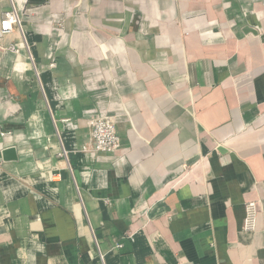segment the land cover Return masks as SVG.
Masks as SVG:
<instances>
[{"label":"crops","instance_id":"crops-1","mask_svg":"<svg viewBox=\"0 0 264 264\" xmlns=\"http://www.w3.org/2000/svg\"><path fill=\"white\" fill-rule=\"evenodd\" d=\"M12 9L0 264H264V0H1L0 19ZM93 116L117 151H80Z\"/></svg>","mask_w":264,"mask_h":264},{"label":"built area","instance_id":"built-area-1","mask_svg":"<svg viewBox=\"0 0 264 264\" xmlns=\"http://www.w3.org/2000/svg\"><path fill=\"white\" fill-rule=\"evenodd\" d=\"M22 30L21 19L18 12L12 9L2 15L0 19V34L1 36L8 35L13 30ZM90 130V139L87 144L81 147L80 151L91 154H108L115 152L120 147V140L116 132V126L112 119L108 117L93 116L88 121ZM59 156L66 159L67 151L62 148ZM257 202L250 201L244 205V219L241 226V231L248 234H253L257 230L258 210ZM116 248H121L117 245ZM101 263L103 264V256L98 254Z\"/></svg>","mask_w":264,"mask_h":264},{"label":"water","instance_id":"water-1","mask_svg":"<svg viewBox=\"0 0 264 264\" xmlns=\"http://www.w3.org/2000/svg\"><path fill=\"white\" fill-rule=\"evenodd\" d=\"M0 39H1V34H0ZM2 156H3L4 160L15 159V155H14V151L13 150H6L5 152H3Z\"/></svg>","mask_w":264,"mask_h":264}]
</instances>
